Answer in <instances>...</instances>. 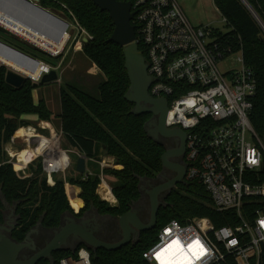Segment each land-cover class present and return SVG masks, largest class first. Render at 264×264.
Returning a JSON list of instances; mask_svg holds the SVG:
<instances>
[{"label":"built area","instance_id":"built-area-1","mask_svg":"<svg viewBox=\"0 0 264 264\" xmlns=\"http://www.w3.org/2000/svg\"><path fill=\"white\" fill-rule=\"evenodd\" d=\"M23 2L45 11L60 23H43L30 16ZM132 11L136 41L146 50L148 73L153 78L150 93L168 100L166 126L186 133L185 183H199L208 192L214 209L232 211L237 216L236 224L220 227L205 217L184 223L171 219L158 230L154 244L143 252L144 259L149 264H261L264 181L260 172L264 167V141L251 122L258 87L254 70L246 64L241 49L232 51L223 46L216 29L210 25L194 26L178 0H134ZM224 20L227 23L225 17ZM0 27L53 56L83 50L91 38L72 12L46 9L40 0H0ZM58 36L64 39L60 48L55 42ZM34 38L47 46L38 45ZM236 52L240 53L238 67L224 70L219 66ZM46 64L47 69L35 81L39 82L43 74L53 69L58 72L61 66ZM58 76L55 82L61 83V74ZM47 136L48 150L20 167L18 155L10 152L8 144L22 151L27 144L36 146L39 137H31L19 148L13 136L5 144L8 161L23 171L41 158L47 179L52 182L54 174H65L71 168V153L97 160L76 149L64 148L62 130ZM101 165L100 184L107 183L112 194V185L103 172L108 165ZM58 264H93L92 249L80 246Z\"/></svg>","mask_w":264,"mask_h":264},{"label":"trees","instance_id":"trees-1","mask_svg":"<svg viewBox=\"0 0 264 264\" xmlns=\"http://www.w3.org/2000/svg\"><path fill=\"white\" fill-rule=\"evenodd\" d=\"M247 2L259 19L242 0H215L229 27L228 31L219 33L220 41L232 51L241 49L246 64L255 72L258 87L253 100L251 122L264 141V0ZM40 4L46 9L72 12L76 16L91 36L83 46V53L104 76L98 85L97 94L71 84L60 87L61 112L58 116L62 122L63 147L76 149L92 159H100L102 155L114 156L116 164L122 167L103 171L117 179L112 183V191L118 201L116 205L101 199L97 193L101 182L99 167L90 175L78 173L77 177L68 174L59 177L54 174L52 182L47 179L41 158L30 163L26 170H17L8 161L5 144L18 129L16 143L20 139L19 133L24 131V134L29 130L30 127L24 128L29 122L22 116L36 113L39 119L50 120L53 112L44 98L35 101L33 89L38 85L26 79L21 87L16 88L6 82L8 68L0 66V223L5 216L1 198L3 194L8 203L17 205L16 214L19 218L12 237L18 241H23L39 221L46 228L58 227L66 212L80 216L92 207L101 215L114 217L129 212L141 198L140 179H153L163 169L162 155L165 151L161 143L147 134L146 123L152 115H135L132 113L134 104L125 98L130 78L123 46L109 41L115 29L109 12L101 10L93 0H40ZM2 33L1 42L49 63L26 42L12 34ZM139 48L146 57V50L141 43ZM260 175L264 181V167ZM66 182L82 188L80 198L84 200L85 206L79 213L70 204ZM71 184L67 185L68 193L76 196L80 189ZM181 186L183 189H174L167 197L166 205L160 207L155 229L142 232L137 243H130L118 250H92V263L149 264L143 252L154 244L158 230L171 219L184 223L194 217H205L217 227L237 223V216L232 211L219 212L212 207L208 192L199 183H184ZM72 253L74 251L70 249L59 251L56 264L62 257ZM38 264L50 263L43 259ZM261 264H264V252Z\"/></svg>","mask_w":264,"mask_h":264},{"label":"water","instance_id":"water-1","mask_svg":"<svg viewBox=\"0 0 264 264\" xmlns=\"http://www.w3.org/2000/svg\"><path fill=\"white\" fill-rule=\"evenodd\" d=\"M39 1V0H35ZM94 3L103 11H108L110 17L113 20L115 29L111 35L109 41H112L118 45L123 46V51L126 59V68L130 78V87L125 95V98L134 104L132 113L135 115L151 114V118L146 123V131L150 138L160 143L161 136H171L175 134L181 135L185 139L186 133L180 128L170 129L166 126V115L168 112V100L164 97H154L150 93V86L153 82L152 76L148 73V64L146 62L145 55L139 48V44L136 41V30L132 23L134 18V12L132 11V1H120V0H93ZM252 13L259 19L254 9L250 6L247 0H242ZM264 27V26H263ZM0 31L12 34L9 30L0 27ZM1 44L19 52L23 55L35 59L12 46L1 42ZM7 67L6 82L10 85L19 88L21 87L29 76H25L22 73L8 67L7 65L0 63V66ZM58 72L53 69L49 73L42 75L39 83L35 82V85L52 83L58 80ZM173 153L170 150H165L162 155L163 167L169 166V158ZM76 171L81 174L87 172L86 157L79 156L76 161ZM144 179H140L139 189L142 191ZM177 183H184L183 178H178L165 185L155 187L151 191V204H150V218L148 222H145L139 216L138 210L132 208L129 212L117 217L120 227L122 229V238L118 241H107L99 238L96 234L100 229L101 224L97 221V214L101 215L97 209L92 207L90 212H94L93 218L84 217L79 219L75 214L66 212L62 215L60 225L52 229L51 239L33 255L26 257L23 255V251L30 246H34L33 235L39 230V224L37 223L26 235L23 241H18L12 237V232L15 230L18 218L11 224V227H7L3 222L0 223V264H38L41 260L46 259L53 263V252L61 250H76L81 244L96 249H106L108 251L118 250L130 243H137L140 239L141 233L145 231H151L157 227L158 213L161 206L166 205V202L160 200V193L167 191L169 195L172 192L173 187ZM1 198L4 201L5 209L8 207L5 200V196L1 194ZM136 203V204H137ZM70 238H74L79 243L74 247H68V241Z\"/></svg>","mask_w":264,"mask_h":264},{"label":"rangeland","instance_id":"rangeland-1","mask_svg":"<svg viewBox=\"0 0 264 264\" xmlns=\"http://www.w3.org/2000/svg\"><path fill=\"white\" fill-rule=\"evenodd\" d=\"M178 2L180 6L182 7L184 13L186 14L188 19L194 26L198 27V26L210 25L211 27L216 29L218 32H226L229 30V27L224 20V16L221 10L216 5L215 0H178ZM2 36H3V33L0 32V39H2ZM22 41L26 42L25 40H22ZM26 43L32 46L35 49L34 51L38 53V55H40L43 60H46L47 62H49V64L56 66L57 64L61 63V66L58 70V73L61 74V83L52 82V83H46V84H39L38 86H36L33 89V96L36 102H39L41 98H44L48 106L50 107V109L55 114L57 113L59 114L61 112V98H60V87L61 86H64L66 84H71L80 89L86 90L92 94H97L98 85L104 79V76L98 70L96 65L92 64V62L84 55L83 50H77V51L70 50L64 53L65 55H62V57L61 56L57 57L47 52H43L42 50H40L33 44H30L28 42ZM239 55H240L239 52L231 54L226 59L227 63L221 62L219 66L223 68L224 70H226L229 67L230 68L238 67L237 58ZM29 79L33 81L34 83L37 82L32 77H30ZM54 118H55L53 119L54 125H56L58 128L61 120L57 119V116H55ZM22 119L30 122L29 126H26V127H35V126L38 127V124H37V122L39 121L38 114L26 113L22 116ZM41 125L48 126L47 123H41ZM17 132L18 131H16L14 136L17 135ZM23 132L24 131H21L19 133L20 137L24 135ZM53 135H55V131H53ZM62 145H63V137H62ZM13 147L15 146H9L8 148L10 150ZM28 154L30 157H33L35 155L34 152H28ZM71 157H72L73 164L70 168V171H67L68 172L67 174L69 176L77 177L78 172L74 169V163L78 157L75 155V153L73 154L71 153ZM20 158L21 157L18 156V160H20ZM99 174L101 175V171ZM178 189H183V186L180 185L175 188L176 191ZM192 190H196V189H192ZM78 194L76 196H70L67 190V195H68L70 204L75 210H80L82 206L83 207L85 206V202H83L84 200L82 199L83 200L82 201L78 197ZM109 196L111 195H106V197H109ZM6 202H7L8 207L4 210L5 212L8 211L9 207L13 206V204L8 203L7 200Z\"/></svg>","mask_w":264,"mask_h":264},{"label":"flooded vegetation","instance_id":"flooded-vegetation-1","mask_svg":"<svg viewBox=\"0 0 264 264\" xmlns=\"http://www.w3.org/2000/svg\"><path fill=\"white\" fill-rule=\"evenodd\" d=\"M160 143L163 145L165 150H170L173 154L169 158L168 167L165 168L163 167V169L157 174L155 178L153 179L147 178L144 179L143 181V185H144L142 191L143 197L141 201L137 203L134 207L136 210H138L139 216L145 222H148L150 218L151 191L155 187L160 185H165L170 181H173L178 178H183L184 183L186 182L187 150H186L185 139L179 134H175L171 136H161ZM180 185H182V183H177L173 187L172 191ZM168 196L169 195L167 194L166 190L162 191L159 195L160 200L162 202H166ZM16 212H17L16 204H13V206L9 207L8 211L5 212L3 223L6 224L7 227H11V224H13L15 222V219L18 218ZM76 216L79 219L84 217L93 218L95 214L94 212L93 213L90 212V209H88L86 212L83 213V215L80 216L76 215ZM96 216H97V221L101 224L100 229L96 234L99 238L112 242L118 241L122 238V229L120 227L119 221L117 220V217L110 215H99V214H97ZM38 230L39 231L33 235L34 246L32 245L23 251V255H25L26 257L33 255L36 251L42 248L52 237L51 228H46L42 224H39ZM78 243L79 242L74 238H70L67 246L74 247ZM58 255H59V251L53 252L52 254L53 257L52 261L54 264H56ZM48 262L52 264L50 261Z\"/></svg>","mask_w":264,"mask_h":264},{"label":"bare ground","instance_id":"bare-ground-1","mask_svg":"<svg viewBox=\"0 0 264 264\" xmlns=\"http://www.w3.org/2000/svg\"><path fill=\"white\" fill-rule=\"evenodd\" d=\"M23 5L26 8V10L29 12L30 16L37 17V19L42 21L43 23H48V22H53V21L58 23V24L60 23L53 16H51L50 14L46 13L45 11H43V10H41L39 8H36V7L26 3V2H23ZM10 19L14 20L13 18H10ZM4 22L7 23L8 25H10L8 23V21H4ZM10 26H11V28H13V27L16 28L13 25H10ZM33 41L35 43H37L38 45H41L42 47L47 46V45L42 44L36 38H34ZM55 42L58 45V48H60L64 44V39H63V37L58 36V38H57V40ZM48 49H50V47H48ZM0 62L5 64V65H7L10 68H13L16 71L22 73L23 75L32 77L33 79H36V80L40 77V75L48 67L45 62L33 60V59L23 55L22 53H19V52L13 50V49L1 44V43H0ZM40 136H43L46 141L45 142H41L38 139V144L36 146H32V145L27 144L25 146L26 147L25 149H23L22 151L17 153V155L21 157L20 160H19V165L25 166V164L28 163L29 161H31L34 157H36L37 155L41 154L45 150H48V148L45 149V147L50 142V138L47 135L41 134L36 129H32V130H29V131L24 133L21 141L18 143L20 145L21 144L25 145L26 142L28 143V140L31 137H40ZM15 138H16V136H14V142H15ZM58 143L59 142L57 141L55 143V145L53 146L55 151H58V149H57L58 148ZM9 146H13V145L10 143V144H8V147ZM50 150H51V148H50ZM15 151H19V150L16 147H13V149H10L11 153H14ZM28 152H34L35 155L33 157H30ZM106 164L110 165V163H107V162H106ZM108 190H110V187H109V185L107 183L104 182V183H102L100 185L99 192L102 193L105 197H106L105 193H107ZM110 192H111V190H110ZM107 198L113 199L112 196L107 197Z\"/></svg>","mask_w":264,"mask_h":264},{"label":"crops","instance_id":"crops-1","mask_svg":"<svg viewBox=\"0 0 264 264\" xmlns=\"http://www.w3.org/2000/svg\"><path fill=\"white\" fill-rule=\"evenodd\" d=\"M47 103V102H46ZM48 105V104H47ZM49 107V106H48ZM49 109H50V107H49ZM51 110V109H50ZM52 111V110H51ZM53 112V111H52ZM59 114L57 113V114H55L54 112H53V114H52V117H51V119L50 120H41V119H39V121L37 122V124H38V127L37 126H35V127H30L29 129L30 130H32V129H36L38 132H40V133H42V134H44V135H52L53 134V131H55V132H59L60 130H62V122H60V125L58 126V128H57V126L56 125H54V122H53V119H55L54 117L55 116H57V119H59V120H61V118L58 116ZM29 122V121H28ZM30 123V122H29ZM41 123H47L48 124V126H42L41 125ZM29 126V125H28ZM41 128H40V127ZM24 128H27V127H24ZM22 129V128H21ZM57 129V130H56ZM22 138V136L20 137V139ZM19 139V140H20ZM19 140H18V142H19ZM39 140L41 141V142H45L46 140L44 139V137L43 136H40L39 137ZM21 141V140H20ZM18 142H17V144H18ZM18 146H19V148L22 146V144L20 145V144H18ZM13 149V148H12ZM21 150H19V151H15L14 153H12L13 155H15V154H17V153H19ZM76 161H77V159H76ZM76 161H75V163H74V169H76ZM101 162L102 163H105L106 164V162L107 163H110V165H108V166H106V168H117V169H120L122 166L121 165H118V164H116V161H115V157L114 156H109V155H102L101 156V158L100 159H97V160H89V159H86V166H87V172L88 173H93V171H94V169L95 168H98L99 167V169H100V171H102V169H103V167H102V165H101ZM67 171H70V169L69 170H67ZM67 173L68 172H66L65 174H63V173H61V174H58L59 176H63V177H66V175H67ZM102 173V172H101ZM104 176L106 177V179H107V181L108 182H110V184L112 185V183H114L117 179H116V177H114L113 175H109V174H104ZM68 184H71V183H68V182H66L65 183V188H66V191L68 190L67 189V185ZM71 185H73V186H77V187H79V189H80V191H79V194H78V197L80 198V193L82 192V188L80 187V186H78V185H75V184H71ZM101 185V184H100ZM100 185L98 186V188H97V193H98V195L100 196V198L101 199H103V200H105V201H107V202H109V203H112V205H116L117 203H118V201H117V198L115 197V195L112 193L111 194V192H110V190H108L107 191V193H105L106 195H111V196H113V199H110V198H107V197H104L100 192H99V189H100ZM110 197V196H109ZM81 200H82V198H80ZM83 201V200H82ZM84 202V201H83ZM83 205H84V203H83ZM83 207V206H82ZM81 207V208H82Z\"/></svg>","mask_w":264,"mask_h":264}]
</instances>
